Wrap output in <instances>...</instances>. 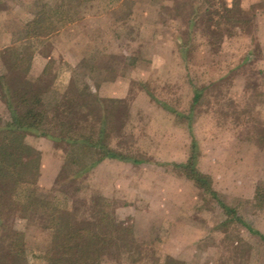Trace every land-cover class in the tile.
Returning a JSON list of instances; mask_svg holds the SVG:
<instances>
[{
    "label": "rangeland",
    "instance_id": "obj_1",
    "mask_svg": "<svg viewBox=\"0 0 264 264\" xmlns=\"http://www.w3.org/2000/svg\"><path fill=\"white\" fill-rule=\"evenodd\" d=\"M234 1L242 14L216 25L208 0H0L6 86L44 93L53 135L60 115L69 136L97 141L103 130L109 148L140 160L106 158L76 176L96 151L66 164L68 143L26 135L40 166L19 202L34 193L108 237L77 264H264V0L223 3ZM14 53L25 59L17 70ZM190 159L202 183L184 172ZM23 214L0 215V264L16 244L17 264H52L54 217Z\"/></svg>",
    "mask_w": 264,
    "mask_h": 264
},
{
    "label": "trees",
    "instance_id": "obj_2",
    "mask_svg": "<svg viewBox=\"0 0 264 264\" xmlns=\"http://www.w3.org/2000/svg\"><path fill=\"white\" fill-rule=\"evenodd\" d=\"M208 1L209 6L206 9V19L209 23L214 22L216 25H220V19L229 18L233 12H240V14H242V11L236 8L237 3H235V1L232 7H228L226 3H223V0ZM216 17L218 18L217 20ZM245 21L246 20H244V22ZM33 22L30 24L32 26L36 24V28H39L38 30L45 27V24L41 21L34 20ZM234 22L236 25H241L242 20L235 18ZM30 24L28 26L31 27ZM32 31V34L37 33L36 35H38V33H43L37 32L35 29H32ZM14 54L16 56L12 61L13 69L17 70L22 67L25 59L17 56L16 53ZM6 82V77L0 76L1 96L9 111V119L7 121L0 120V215L13 211L16 205L21 206L24 216H26L33 207L44 209L49 216L54 217L51 219V222L56 231L53 240L54 243L46 253L47 261L52 264H77L73 256L79 257L78 251L82 253L81 257L77 258L79 261V259H84V257L89 255L87 253L92 247L98 244V241L106 242L108 237L100 236L93 230L89 232L88 229L83 227L84 225L71 224L68 214L62 213L58 206L38 199L35 197L34 193L25 194L22 202H19L21 200L18 196L19 188L23 185L28 186L36 183L40 166L39 153L25 142L26 135L36 134L37 136H44L54 141L68 143L72 148V152H69L66 164L74 165L75 163L79 165V158L84 157L87 151L92 152V149L96 151L98 158H95L88 166L81 168V170L75 174L76 176H83L91 168L106 158L127 162L132 161L135 164H138L140 160H131L109 148V146L104 143L102 136L103 130H101V134H99V139L97 141H93L91 137L74 138L69 136L73 124L69 125L66 121H63V116L61 117L60 115H56L55 118L60 122L58 124V129L61 136L53 135L46 128L50 125L51 121H47L49 116L47 110L43 106L44 93L37 92L33 88L27 86L28 84L25 85V83L21 82H18V89L12 90V88L6 86ZM59 108L60 105H58L56 110ZM69 111L70 110H67V112ZM77 150H81V152L75 155ZM182 166L184 172L188 171L190 179L195 178L201 183L204 181L203 176L193 170L194 162L192 159ZM256 197L257 199L264 200V192L258 190ZM225 208L226 211L230 213L234 212L230 207ZM101 221H105V218L102 217ZM251 231L254 232L253 230ZM261 237L264 239L263 236ZM16 245L19 248L16 250V257L12 256L11 258L12 264H17L16 262L22 259L19 251V249H21L20 244ZM9 252L14 254L12 250L8 251V253ZM53 256H55L56 259L53 258Z\"/></svg>",
    "mask_w": 264,
    "mask_h": 264
},
{
    "label": "crops",
    "instance_id": "obj_3",
    "mask_svg": "<svg viewBox=\"0 0 264 264\" xmlns=\"http://www.w3.org/2000/svg\"><path fill=\"white\" fill-rule=\"evenodd\" d=\"M105 163H107V160H103V161H101L100 163H98V164L96 165V168L98 169L99 167L103 166Z\"/></svg>",
    "mask_w": 264,
    "mask_h": 264
}]
</instances>
